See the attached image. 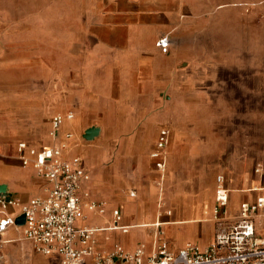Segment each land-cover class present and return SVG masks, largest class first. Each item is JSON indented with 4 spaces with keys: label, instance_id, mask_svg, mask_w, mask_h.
I'll return each mask as SVG.
<instances>
[{
    "label": "rangeland",
    "instance_id": "obj_1",
    "mask_svg": "<svg viewBox=\"0 0 264 264\" xmlns=\"http://www.w3.org/2000/svg\"><path fill=\"white\" fill-rule=\"evenodd\" d=\"M96 2L0 0V88L19 89L36 97L15 107L14 119L1 122L4 132H16V146L20 141L28 142L26 137L37 135V142L53 145L51 121L57 114L65 116L74 110L76 115L69 114L78 121L79 108L57 105L59 100L44 104L47 101L43 97L49 98L55 81L43 68V37L70 35L77 20L82 35L84 21ZM190 2L189 14L183 15L187 23L174 34L180 66L169 87L160 91L158 128L148 125L146 130L143 122H135L138 116L126 106L113 108L116 116L106 121L92 115L93 108H82L84 121L78 122L79 130L73 133L80 151L98 157L99 169L118 162L129 185L127 193L145 181L131 169L141 165L143 175L153 170L161 214L174 212L187 188L192 201L215 199L220 175L233 192L248 191L254 185L264 187V0ZM130 119L134 122H127ZM130 125L129 139L116 136ZM163 126L171 129L172 140L168 170L160 186L150 153ZM91 127L101 129V133L88 141L84 134ZM40 132L43 134L39 137ZM125 143L130 149L121 155L119 148ZM8 146H12V140L0 133V148Z\"/></svg>",
    "mask_w": 264,
    "mask_h": 264
},
{
    "label": "crops",
    "instance_id": "obj_2",
    "mask_svg": "<svg viewBox=\"0 0 264 264\" xmlns=\"http://www.w3.org/2000/svg\"><path fill=\"white\" fill-rule=\"evenodd\" d=\"M97 1L84 21L82 35L77 20L70 35L43 37V68L46 67V72L49 76H54L55 81L52 94L49 98L43 97V100L47 101L44 104L53 105V100H59L61 102L56 103L57 105L79 108L78 121L66 120L54 144L58 141L68 143L69 149L65 151V157L81 158L83 167L91 175L90 181L84 183L82 189L90 193L91 199L108 203L106 215L87 213L88 217H91L90 224L86 225V221L78 223L80 226L105 229L97 234L96 249L99 252H109L116 244L129 251L136 249L140 244H146L151 249L158 230L164 232L173 251L180 250L188 243L207 248L213 243L218 227L214 215L215 199L202 197L200 201H192L191 191L187 188L179 197L174 212L168 210L166 214H161L157 207L158 187L153 178L155 176L153 170L143 175L141 165L131 169L137 171L138 176L142 175V180L145 181L136 186L137 190L127 193L129 185L125 180L124 171L119 169L118 162L101 170L98 168V157L95 159V155L90 151H80L77 140L65 138L67 133L78 132V122L84 121L86 114L82 108H93L91 114L106 121L109 117L116 116L113 108L126 106L138 116L135 122H143L146 130L148 125L152 129L158 128L162 98L160 91L169 87L172 76L178 73L177 69L180 66L181 58L174 48V34L181 31L187 23L183 15L186 12L189 14L191 2ZM166 35L170 37L172 44L170 52L163 54L156 43ZM182 74L184 75L183 72ZM50 81L51 79L47 80ZM41 97L39 94V98ZM35 98L32 94L28 95L27 91L22 92L10 87L0 88V133L8 135L12 140V146L0 148V187L5 186V191L0 193V197L13 198L23 204L33 198L44 196L49 184L32 166H23L15 145L16 132L12 129L4 132L1 122L14 119L15 107ZM72 111L69 113L76 115L77 111ZM67 112L64 115H68ZM127 122L134 121L130 119ZM129 132H132V125L124 127L122 134L119 132L116 136L129 139ZM42 134L43 132H40L39 137ZM37 138L38 135L26 137L28 142H20H27L35 147L43 146V142H37ZM171 140L172 133L170 143ZM169 145L166 148V170L169 166ZM155 147L156 143L152 151ZM119 149V154L123 155L128 153L130 148L125 143L121 144ZM143 156H147L146 150ZM152 162L154 165L153 160ZM155 171L159 174L161 186L164 181H161L160 172L156 169ZM254 189L259 192L253 191ZM263 189L264 187L256 185L248 191L233 192L229 189L230 199L227 208L229 221L234 220L242 203L254 202L256 197L262 194L260 190ZM132 193L135 195L131 196ZM162 201L160 198L159 209L162 208ZM114 209L121 210L120 225L129 227L128 233L108 229L113 221ZM21 213L18 206L10 207L6 211V214L13 217H19ZM4 240L5 244L0 248V253L5 257V264H61L56 256L38 253L32 243L24 239L21 226L10 228Z\"/></svg>",
    "mask_w": 264,
    "mask_h": 264
},
{
    "label": "built area",
    "instance_id": "obj_3",
    "mask_svg": "<svg viewBox=\"0 0 264 264\" xmlns=\"http://www.w3.org/2000/svg\"><path fill=\"white\" fill-rule=\"evenodd\" d=\"M156 45L163 54H167L170 50L168 36L161 37ZM73 119V114H57L52 118L50 136L53 140H58L65 121ZM65 138L70 140L73 134L67 133ZM170 139L171 129L163 126L151 153L161 181H164L167 169L166 148ZM68 149V143L64 141L40 147L30 146L27 142L17 145L23 166H32L49 187L45 189L44 196L33 198L26 204L6 196L0 197V248L5 244L7 231L19 227L16 224L18 217L6 214L10 207L18 206L21 215L25 216V223L21 226L24 239L31 242L38 253L58 257L61 264H264V189L260 190L262 194L254 202L242 203L239 213L230 222L227 210L230 190L222 175L217 177L215 188L217 232L207 248L188 243L173 251L164 232L158 230L151 249L140 244L129 251L116 244L109 252H99L96 249L97 234L105 229L80 226L78 222L86 221L87 213L106 215L108 203L91 199L90 193L82 189L91 175L83 167L81 158L65 157ZM112 214L113 221L108 229L128 233L129 227L120 225L121 210L114 209ZM5 262L4 255L0 253V264Z\"/></svg>",
    "mask_w": 264,
    "mask_h": 264
},
{
    "label": "water",
    "instance_id": "obj_4",
    "mask_svg": "<svg viewBox=\"0 0 264 264\" xmlns=\"http://www.w3.org/2000/svg\"><path fill=\"white\" fill-rule=\"evenodd\" d=\"M101 130L97 127H91L85 131L84 138L88 141L94 140L96 137L99 136ZM5 191V186L0 187V193ZM25 223V216L21 215L17 218L16 224L18 226H23Z\"/></svg>",
    "mask_w": 264,
    "mask_h": 264
},
{
    "label": "bare ground",
    "instance_id": "obj_5",
    "mask_svg": "<svg viewBox=\"0 0 264 264\" xmlns=\"http://www.w3.org/2000/svg\"><path fill=\"white\" fill-rule=\"evenodd\" d=\"M255 190V189H254Z\"/></svg>",
    "mask_w": 264,
    "mask_h": 264
}]
</instances>
